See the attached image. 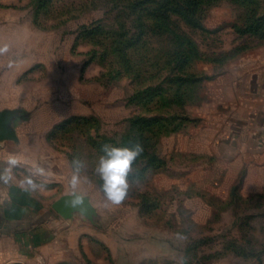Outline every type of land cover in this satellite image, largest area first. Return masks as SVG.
I'll return each instance as SVG.
<instances>
[{"label":"rangeland","instance_id":"rangeland-1","mask_svg":"<svg viewBox=\"0 0 264 264\" xmlns=\"http://www.w3.org/2000/svg\"><path fill=\"white\" fill-rule=\"evenodd\" d=\"M206 1L194 27L121 0H0V112L15 114L0 143L56 222L49 244L12 264H264V20L236 31L264 17V0ZM178 44L187 65L165 62ZM137 142L128 195L108 204L102 147ZM74 159L90 215L63 217L52 204Z\"/></svg>","mask_w":264,"mask_h":264},{"label":"crops","instance_id":"crops-1","mask_svg":"<svg viewBox=\"0 0 264 264\" xmlns=\"http://www.w3.org/2000/svg\"><path fill=\"white\" fill-rule=\"evenodd\" d=\"M8 148L0 143V174H4L10 167L8 161L13 158ZM10 175L12 179L7 183L0 181V260L2 264L20 262L38 247L49 244L44 240L49 238L50 225L56 223L50 218L46 222L41 211H37L30 197L26 196L28 194L23 193V190L18 187L13 166H11Z\"/></svg>","mask_w":264,"mask_h":264},{"label":"clouds","instance_id":"clouds-1","mask_svg":"<svg viewBox=\"0 0 264 264\" xmlns=\"http://www.w3.org/2000/svg\"><path fill=\"white\" fill-rule=\"evenodd\" d=\"M7 51V46L0 47V54ZM100 158L95 168V173L102 181L100 191L108 204L119 205L123 202L129 192V174L132 172L133 163L143 153V146L135 143L132 147H115L108 144L103 145ZM18 161L15 158L9 159V168L4 174H0V181L7 183L12 179L10 175L11 166H15ZM73 170L69 181L70 191L67 194L65 204L71 208L79 209L85 204L88 196L86 191L81 190L82 184L89 183L86 176L82 175L86 168L84 161L74 159L72 161ZM36 172L42 174L43 169L37 168ZM20 187L24 191H36L42 188L32 178H26L20 181Z\"/></svg>","mask_w":264,"mask_h":264},{"label":"trees","instance_id":"trees-1","mask_svg":"<svg viewBox=\"0 0 264 264\" xmlns=\"http://www.w3.org/2000/svg\"><path fill=\"white\" fill-rule=\"evenodd\" d=\"M206 0H121L122 3L126 4L127 7L129 8H137L139 6H143L145 7V5H156L158 6V8H164L166 9L163 13L164 16H159V14H155L154 18L155 20H153L154 23H161L162 25V20L166 21L167 19H169V14L166 13L168 9L170 8H174V10L176 11V13L178 14V17L181 18L182 20H184L187 24L192 25V26H197L196 20H195V16L198 14V11L200 9V6L205 2ZM213 1V0H212ZM207 2V1H206ZM264 20V17H257L254 18L252 16L247 17V25L240 30V28H236V31L239 34H244V33H249V34H255V33H259V29L261 27H263L262 23ZM161 27V26H160ZM101 29V27H98ZM97 30V28L95 29ZM91 32H88V35H91ZM173 38L174 39H178V41L181 42H187L188 44H190L189 39L184 41V39H181L180 36L178 34H174L173 33ZM126 47V45H124ZM117 50V48H115ZM181 49V50H180ZM183 48H181V44H178L177 48L173 49L169 55L167 60L165 61L167 64L170 63H176L177 65L180 66H184L187 65L189 58V55H186L185 52L182 50ZM117 75V74H116ZM134 77H137L138 80V74L137 76L134 75ZM180 77V76H178ZM195 76H189L187 79L188 81L195 79ZM150 87V89L156 93V87L155 86H148ZM158 90V89H157ZM144 89L142 88H138L136 91V95L135 97H139L141 95H143ZM134 97V98H135ZM153 121V120H152ZM135 122H138L137 120H135ZM158 129L155 128L154 132H150L152 134V138L157 137V133H158ZM141 132V130H140ZM140 135V134H139ZM147 138V136H144V139ZM155 145V144H154ZM154 145L152 144V147L154 149ZM126 147V146H125Z\"/></svg>","mask_w":264,"mask_h":264},{"label":"water","instance_id":"water-1","mask_svg":"<svg viewBox=\"0 0 264 264\" xmlns=\"http://www.w3.org/2000/svg\"><path fill=\"white\" fill-rule=\"evenodd\" d=\"M15 116L14 112L10 111H2L0 112V141L12 137V133L7 129L8 124L11 122L13 117ZM67 199V195H63L59 197L53 204L52 208L59 215L63 217H69L72 211H79L83 214L90 215L89 213V204L87 199L85 200V204L81 206L79 209H74L65 204V200Z\"/></svg>","mask_w":264,"mask_h":264},{"label":"built area","instance_id":"built-area-1","mask_svg":"<svg viewBox=\"0 0 264 264\" xmlns=\"http://www.w3.org/2000/svg\"><path fill=\"white\" fill-rule=\"evenodd\" d=\"M0 264H2L1 260H0Z\"/></svg>","mask_w":264,"mask_h":264}]
</instances>
